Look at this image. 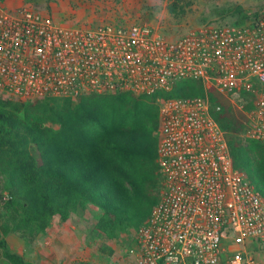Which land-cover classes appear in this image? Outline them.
<instances>
[{
  "label": "built area",
  "instance_id": "2783aa9c",
  "mask_svg": "<svg viewBox=\"0 0 264 264\" xmlns=\"http://www.w3.org/2000/svg\"><path fill=\"white\" fill-rule=\"evenodd\" d=\"M185 78L206 95L160 100V198L129 264H264V194L233 163L208 90L244 109L264 143V14L169 37L149 23L65 25L0 2V91L21 101L154 94Z\"/></svg>",
  "mask_w": 264,
  "mask_h": 264
},
{
  "label": "trees",
  "instance_id": "16d2710c",
  "mask_svg": "<svg viewBox=\"0 0 264 264\" xmlns=\"http://www.w3.org/2000/svg\"><path fill=\"white\" fill-rule=\"evenodd\" d=\"M179 2L170 5L175 15ZM246 21L240 16L228 24ZM210 90L211 101L221 106L212 114L227 132L235 167L264 194V143L246 135L241 110ZM206 92L203 81L192 78L154 94L86 93L76 99L21 101L5 92L0 97V257L9 264H53L28 260L10 247L9 238L19 234L33 242L49 231L55 217L62 222L85 219L104 244L121 231L137 232L159 201L157 99ZM92 208L98 210L86 217Z\"/></svg>",
  "mask_w": 264,
  "mask_h": 264
},
{
  "label": "rangeland",
  "instance_id": "374dc122",
  "mask_svg": "<svg viewBox=\"0 0 264 264\" xmlns=\"http://www.w3.org/2000/svg\"><path fill=\"white\" fill-rule=\"evenodd\" d=\"M176 1L0 0L3 6L11 9L19 6L35 8L65 25L94 27L104 23H149L169 37H179L205 24L232 23L239 20L240 16L249 22L257 15L264 14V0H180V11L175 15L170 5ZM4 95L5 92L0 91V97ZM160 100L163 99H157L159 106ZM234 108L244 113L247 120L246 135L250 137L246 106L244 109ZM160 193L159 188V198ZM92 209L93 212H88L86 217H91L98 210ZM90 227L91 224L85 219L76 216L67 222L55 217L49 231L38 236L35 241L29 242L19 234H12L9 245L34 263L129 264L136 259L139 253L136 230L121 231L113 242L104 244L90 232Z\"/></svg>",
  "mask_w": 264,
  "mask_h": 264
},
{
  "label": "crops",
  "instance_id": "0c3cea01",
  "mask_svg": "<svg viewBox=\"0 0 264 264\" xmlns=\"http://www.w3.org/2000/svg\"><path fill=\"white\" fill-rule=\"evenodd\" d=\"M5 260H6V259H5ZM1 262H4V263H6V264H9V262H8L7 260L4 261V258H1V257H0V263H1Z\"/></svg>",
  "mask_w": 264,
  "mask_h": 264
}]
</instances>
